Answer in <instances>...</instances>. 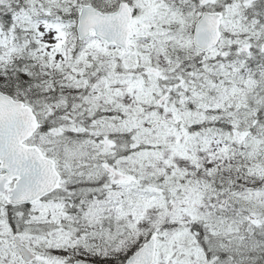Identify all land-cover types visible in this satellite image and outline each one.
Returning <instances> with one entry per match:
<instances>
[{"label": "snow or ice", "instance_id": "obj_1", "mask_svg": "<svg viewBox=\"0 0 264 264\" xmlns=\"http://www.w3.org/2000/svg\"><path fill=\"white\" fill-rule=\"evenodd\" d=\"M0 264H264V0H0Z\"/></svg>", "mask_w": 264, "mask_h": 264}]
</instances>
